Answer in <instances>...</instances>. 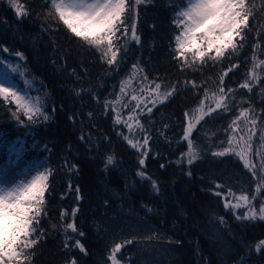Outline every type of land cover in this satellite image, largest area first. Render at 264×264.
I'll list each match as a JSON object with an SVG mask.
<instances>
[{
    "label": "trees",
    "instance_id": "1",
    "mask_svg": "<svg viewBox=\"0 0 264 264\" xmlns=\"http://www.w3.org/2000/svg\"><path fill=\"white\" fill-rule=\"evenodd\" d=\"M183 2L128 0L129 31L116 33L120 51L109 64L55 18L49 0H18L27 13L19 17L9 0H0V69L16 66V72L9 69L16 87L48 117H30L0 97L3 180L51 172L32 234L37 243L22 264H110L117 244L122 264L264 261V247L256 250L264 241V219H238L225 206L233 194L264 201V188L256 192L260 165L255 176L245 167L256 145L262 153L250 164L264 160V0H247L252 15L241 33L245 39L236 38L237 50L215 61L209 59L213 50L205 63L176 50L174 21ZM133 23L139 42L132 38ZM253 75L258 79L250 81L251 91L241 87ZM156 84L158 94L146 105L131 101V93ZM205 103L214 107L204 111ZM189 125L192 163L184 139ZM249 133L251 151L241 159L236 152Z\"/></svg>",
    "mask_w": 264,
    "mask_h": 264
},
{
    "label": "snow or ice",
    "instance_id": "2",
    "mask_svg": "<svg viewBox=\"0 0 264 264\" xmlns=\"http://www.w3.org/2000/svg\"><path fill=\"white\" fill-rule=\"evenodd\" d=\"M49 2L51 9L56 14L55 18L62 21L75 36L96 47L101 52L102 58L106 59L109 64L116 63L117 54L120 51L114 44V40L119 39L116 33L122 31L124 35H127L129 31L124 20L125 13L129 10L128 0H49ZM142 2L143 0H133L135 5ZM9 4L15 8L18 17L27 14L23 10V6L18 3V0H9ZM252 7L247 4V0H186L185 6L176 13L174 21L179 29V33L174 37L179 56L182 57L185 56L186 52H192L193 60L199 58L201 63H205V56L213 50H215V55L209 56V59L214 61L222 58L224 52L228 49L235 52L237 50L236 38L239 37L240 41L245 39L241 33L248 28ZM131 33L132 38L139 42L134 23ZM242 46L240 44V47ZM17 55L22 57L23 54L17 53ZM184 62L187 64V58ZM4 63V60L0 58V65ZM259 64H264V61H259ZM133 67L135 68V66ZM233 67H236V65H233ZM9 69L11 72L17 71V67L11 63L0 69V97H3L4 100L11 98L30 117L33 114L43 116L39 108H34L23 96L13 90L14 85L11 82L13 77L9 74ZM231 70L232 68H229V71ZM224 75H227V73H224ZM256 79H258L257 76H251L241 87L248 88L251 91L250 81ZM222 83L223 76H221V85ZM159 88L160 85L156 84L155 90ZM121 90L123 91V88ZM174 91L173 88L163 95L167 98ZM218 91L221 93L220 100L224 101L226 94L223 87H220ZM133 99H136V97L133 96ZM217 107H221V104L217 103ZM224 108L227 109V104H224ZM246 112L247 110L241 112V116H245ZM43 118L47 119L48 117L43 116ZM117 122H120L119 117ZM252 122L255 123L254 120ZM235 123L233 121V125ZM128 127L130 128L131 125H128ZM191 130L192 126L189 125L184 136V139L189 140L190 153L192 149V143L189 139ZM251 135L249 133L248 142L240 151L236 152V155L240 156L241 159H245L246 151H251ZM125 138L127 139V137ZM128 142L133 147H137V144H134L132 140L129 139ZM145 143H147V139H145ZM229 150L226 149L224 152L214 153V155H224ZM195 158V156H192L188 162L192 163ZM112 162L113 158L109 157L108 163L111 164ZM140 163L143 164V160ZM245 167H248L254 176L256 175L255 165L250 164L246 159ZM260 168L264 172V160H262ZM50 174V170L45 169L42 172L38 171L26 182L21 181L10 187L0 184V264H22V257L24 259L28 258L26 250L37 243V239L32 238V234L36 232L39 225L38 217L41 215L42 206L45 203L44 197L45 192L48 190L47 181ZM138 175L143 177L144 173L141 172ZM152 187L154 191H159L155 181H152ZM261 188H264V175H261L260 180L257 182V194H259ZM233 197L238 201H242L243 204L232 205L226 203V207L246 206L248 208L247 214L243 217L238 216V219H264V206L260 208L259 213L252 206V200L255 199V196L251 198L247 195L236 197L233 194ZM67 227L72 229L73 232L77 231L74 224H68ZM78 234L83 235L82 232ZM125 243H131V241ZM74 246L84 251V247L79 240L75 241ZM121 247L122 245L117 244L112 250L110 259L113 264H118L115 253L119 252ZM260 247H264V241L256 246V250L259 251ZM72 264H75V261Z\"/></svg>",
    "mask_w": 264,
    "mask_h": 264
},
{
    "label": "rangeland",
    "instance_id": "3",
    "mask_svg": "<svg viewBox=\"0 0 264 264\" xmlns=\"http://www.w3.org/2000/svg\"><path fill=\"white\" fill-rule=\"evenodd\" d=\"M184 4H182L181 6H180V9L181 8H183L184 6H185V4H186V0H185V2H183ZM179 9V10H180ZM179 33V32H178ZM1 66V65H0ZM1 69H3V68H1ZM12 84L14 85V88H13V90L14 91H16L20 96H23L24 98H25V100H27V96L25 95V93L22 91V90H20V89H18L17 87H16V85H15V82H14V80L12 79ZM5 86H7V85H5ZM158 94V90H155V89H149V88H145V89H143V91H140V92H138V93H131V101L133 102V103H136V104H138V105H146L150 100H153L154 99V97L156 96ZM155 95V96H154ZM133 96H135L136 97V99H133ZM28 101V100H27ZM32 105L34 104V102L33 103H31ZM208 107H214V105H212V104H210ZM207 106H206V103L202 106V109H204V111H207V108H208ZM135 108V107H134ZM258 152H260V153H262L261 152V150H260V147H258L257 145L255 146V148H254V150L251 152V154L249 155V157H248V161L249 162H251L252 160H253V156H254V154H256V153H258ZM187 156L188 157H192L193 156V153L191 152L190 153V150L188 151V153H187ZM254 165H255V167H258L259 165H261L260 164V161H258V162H254L253 163ZM4 172H5V169H4V167L2 166V165H0V184H2V185H4V186H6V187H10V186H13L14 184H17V183H19V182H21V181H27V180H29V179H31L32 177H22V178H20L18 181H16V182H8V181H5V180H3V175H4ZM259 173L261 174V175H264V172H262L261 171V168H260V171H259ZM34 176V175H33ZM236 197H239L238 195H235ZM249 198H251L250 196H249ZM228 201H227V203H229V204H232V205H235V204H237V203H241V204H243V202L242 201H238V200H236V199H234V197H233V195H231L230 197H228ZM252 206H254L255 207V209H256V211H257V213H259V210H260V208L262 207V206H264V201H262V200H257V199H254V200H252ZM229 208H231L232 210H233V212L237 215V216H239V217H243L245 214H247V211H248V208L246 207V206H242V207H238V208H233V207H229ZM227 209H228V207H227ZM240 219H243V218H240ZM246 221H253L254 219H245ZM112 256V255H111ZM115 258H116V253H115ZM116 261L118 262V264H122V262H120V261H118V259L116 258ZM257 261V260H256ZM110 264H113V261L111 260L110 261Z\"/></svg>",
    "mask_w": 264,
    "mask_h": 264
},
{
    "label": "bare ground",
    "instance_id": "4",
    "mask_svg": "<svg viewBox=\"0 0 264 264\" xmlns=\"http://www.w3.org/2000/svg\"><path fill=\"white\" fill-rule=\"evenodd\" d=\"M254 261H256V260H252L251 262L249 261V262H247V264H251L252 262H254ZM255 264H261V263H264V261L262 260V261H257V262H254ZM253 263V264H254Z\"/></svg>",
    "mask_w": 264,
    "mask_h": 264
},
{
    "label": "flooded vegetation",
    "instance_id": "5",
    "mask_svg": "<svg viewBox=\"0 0 264 264\" xmlns=\"http://www.w3.org/2000/svg\"><path fill=\"white\" fill-rule=\"evenodd\" d=\"M239 262L240 263H243V262H246V264H247V260H239ZM257 262V261H256ZM251 264H253V263H251ZM255 264V263H254Z\"/></svg>",
    "mask_w": 264,
    "mask_h": 264
}]
</instances>
